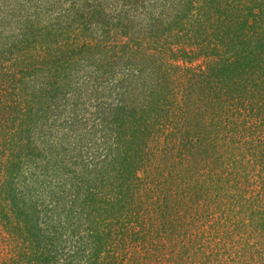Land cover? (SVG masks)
I'll return each mask as SVG.
<instances>
[{
	"label": "trees",
	"instance_id": "trees-1",
	"mask_svg": "<svg viewBox=\"0 0 264 264\" xmlns=\"http://www.w3.org/2000/svg\"><path fill=\"white\" fill-rule=\"evenodd\" d=\"M47 1L1 9L0 264H264V0Z\"/></svg>",
	"mask_w": 264,
	"mask_h": 264
},
{
	"label": "rangeland",
	"instance_id": "rangeland-1",
	"mask_svg": "<svg viewBox=\"0 0 264 264\" xmlns=\"http://www.w3.org/2000/svg\"><path fill=\"white\" fill-rule=\"evenodd\" d=\"M14 1H16V0H0V15H3L4 14V12L3 11H1V9H3V5H4V2L5 3H7L9 6H12L13 5V3H14ZM35 1H37V3H39V4H41V9H42V11L43 10H45V9H47L48 10V12H47V14H49V15H53L55 12H53V13H51V12H49L50 10H49V4L47 3L48 1L47 0H43V1H45V2H43L42 0H35ZM148 1V0H147ZM146 1V2H147ZM150 2L152 1V0H149ZM69 2V1H68ZM68 2L65 4L66 6L68 5ZM77 3H78V1H77ZM31 5L33 6V2H27L26 3V6L28 7V9H29V12L30 13H32L33 12V8L31 7ZM154 9H156V11H157V9L158 8H154ZM14 13V12H13ZM46 14V13H45ZM27 61V60H26ZM23 66V65H22ZM14 68H16V70L15 71H18V70H20L21 69V64L19 63L17 66H15ZM93 68H91V67H89V65H87V66H82L81 67V69L78 71V74H79V76L78 77H80L81 75H83V74H86L88 71H90V70H92ZM114 72V71H113ZM114 76H116V74L114 75ZM24 79V81L25 82H27V80L25 79V77L23 78ZM28 89H29V86L26 88V91H28ZM90 102H94L93 101V99H92V101H90ZM173 156H175L174 155V152H173ZM173 162L174 163H176V159H173ZM177 169V167L175 168V169H173V170H170V173H173V172H175V171H177L176 170ZM5 232H3V231H0V259H2V258H4V256H5V253L4 252H7L8 253V248H7V246H5V244L7 245V241L5 240L6 239V237H5ZM207 248H208V250H209V252H215L216 251V249H214V246L213 245H208L207 246ZM218 251V250H217ZM215 254V253H214Z\"/></svg>",
	"mask_w": 264,
	"mask_h": 264
}]
</instances>
